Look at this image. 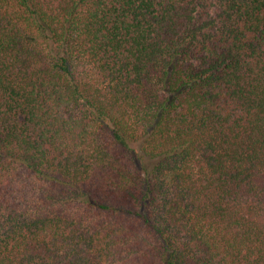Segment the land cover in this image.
<instances>
[{
	"label": "trees",
	"instance_id": "1",
	"mask_svg": "<svg viewBox=\"0 0 264 264\" xmlns=\"http://www.w3.org/2000/svg\"><path fill=\"white\" fill-rule=\"evenodd\" d=\"M0 264H264V0H0Z\"/></svg>",
	"mask_w": 264,
	"mask_h": 264
}]
</instances>
